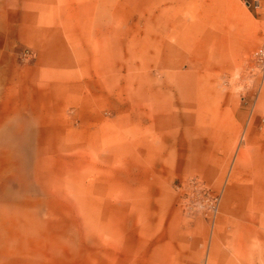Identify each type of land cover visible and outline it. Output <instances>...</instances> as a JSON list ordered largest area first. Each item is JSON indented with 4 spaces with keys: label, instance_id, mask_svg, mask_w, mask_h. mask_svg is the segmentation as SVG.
<instances>
[{
    "label": "rangeland",
    "instance_id": "rangeland-1",
    "mask_svg": "<svg viewBox=\"0 0 264 264\" xmlns=\"http://www.w3.org/2000/svg\"><path fill=\"white\" fill-rule=\"evenodd\" d=\"M261 146L264 0H0V264H264Z\"/></svg>",
    "mask_w": 264,
    "mask_h": 264
},
{
    "label": "crops",
    "instance_id": "crops-1",
    "mask_svg": "<svg viewBox=\"0 0 264 264\" xmlns=\"http://www.w3.org/2000/svg\"><path fill=\"white\" fill-rule=\"evenodd\" d=\"M247 149L240 153V156L238 157L236 170L234 171V179L230 183V189L236 188V185H240L238 188L241 189V191L244 192L246 195V198L243 202L245 210H251L255 207H260L262 204H264L263 198H264V146H261L258 151V159L251 165V167H248L251 169L250 176L251 180L248 178L249 183L246 184V186L241 187V184H239V180L237 175L240 173V169L244 164H246V161L248 156ZM249 166V165H248ZM232 189V190H233ZM241 205H242V200Z\"/></svg>",
    "mask_w": 264,
    "mask_h": 264
}]
</instances>
